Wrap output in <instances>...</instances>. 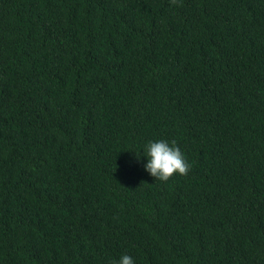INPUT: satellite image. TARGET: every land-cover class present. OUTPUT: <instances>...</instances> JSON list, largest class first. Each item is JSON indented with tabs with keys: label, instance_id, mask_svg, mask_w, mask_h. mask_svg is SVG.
Segmentation results:
<instances>
[{
	"label": "trees",
	"instance_id": "obj_1",
	"mask_svg": "<svg viewBox=\"0 0 264 264\" xmlns=\"http://www.w3.org/2000/svg\"><path fill=\"white\" fill-rule=\"evenodd\" d=\"M181 2L0 0V264H264V0Z\"/></svg>",
	"mask_w": 264,
	"mask_h": 264
},
{
	"label": "clouds",
	"instance_id": "obj_2",
	"mask_svg": "<svg viewBox=\"0 0 264 264\" xmlns=\"http://www.w3.org/2000/svg\"><path fill=\"white\" fill-rule=\"evenodd\" d=\"M170 2L172 5L182 6L181 0H170ZM144 154L148 157L146 170L159 181L167 182L176 174L186 176L191 169L175 140L171 141V144L167 140L149 142ZM112 264H135V260L125 254Z\"/></svg>",
	"mask_w": 264,
	"mask_h": 264
}]
</instances>
